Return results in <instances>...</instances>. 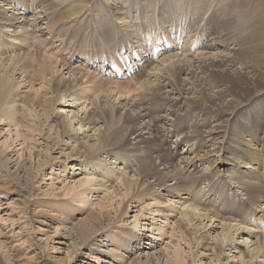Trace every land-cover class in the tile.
Returning <instances> with one entry per match:
<instances>
[{
	"label": "rangeland",
	"instance_id": "rangeland-1",
	"mask_svg": "<svg viewBox=\"0 0 264 264\" xmlns=\"http://www.w3.org/2000/svg\"><path fill=\"white\" fill-rule=\"evenodd\" d=\"M13 1L11 8L0 0L9 20L0 19L5 22L0 44L7 46L0 48V79L12 91L7 102L0 100V264H264V210L259 211L264 202L252 204L232 177L255 182L264 196V0H206L198 8L195 0H153L158 6L125 0L120 10L131 16L126 22L139 25L137 37L130 36L132 45L109 37L106 48L97 51L87 39L100 41L97 32L104 23H113L114 31L124 28L105 0H39L37 6L31 0ZM20 8L23 14H17ZM62 12L77 18L54 23L59 27L51 33L52 16ZM212 18L216 22L210 26ZM79 27L91 37L76 40L73 51L85 48L88 60L73 55L63 67L52 63L54 69L49 68V57L67 56L69 32ZM113 30L108 34L115 40ZM119 47L125 60L114 56L121 70L110 72L109 63L101 68L104 49L117 53ZM156 47L152 57L136 50L147 55ZM35 53L48 63L31 60L27 65L23 59L10 65L14 56L28 59ZM233 55L234 63L229 60ZM255 84L259 88L254 90ZM6 111L14 118L4 116ZM127 111L147 112L131 124L154 123L152 141L141 139L150 136L146 129L128 138L129 123L123 136L107 138L108 151L84 157L85 150L98 148L106 124L113 120L118 126ZM181 123L173 132V124ZM183 161L193 165L186 169ZM86 179L92 180L88 186L78 184ZM184 210L191 211L189 222Z\"/></svg>",
	"mask_w": 264,
	"mask_h": 264
},
{
	"label": "bare ground",
	"instance_id": "bare-ground-1",
	"mask_svg": "<svg viewBox=\"0 0 264 264\" xmlns=\"http://www.w3.org/2000/svg\"><path fill=\"white\" fill-rule=\"evenodd\" d=\"M2 1V0H1ZM5 1H7V2H9V3H7V4H10L11 6V8L12 7H14V1L13 0H5ZM31 1H33V3L37 6V5H39L37 2L39 1V0H31ZM44 1H48V0H44ZM52 1H55V3L57 2L56 0H52ZM153 0H145V6H158L159 5V2H152ZM157 1V0H156ZM181 1H183V0H181ZM198 4H197V8L198 7H202L201 5H203L204 6V4H205V2H206V0H195ZM51 2V1H50ZM61 2V1H60ZM64 2V1H63ZM113 2H116V3H118V2H121L120 4H121V6H119V5H116V4H114V3H109L108 2V0H105V4L107 5V7H108V9H110V11L111 12H113V16H114V21L117 23V22H121L122 23V25L124 26V28H122V30L121 31H119V30H116V31H114L113 30V23L112 24H110L109 22H106V23H104V25H103V30H102V32H97L96 30L94 31V32H97L98 33V36H99V38H100V41L98 40V41H95L94 39L93 40H90L89 38L87 39L88 40V42H89V46H91L92 47V49L94 50V51H97L99 48H106V46H107V44H108V42L110 41V39H109V37L112 39V41H117L118 40V42H120V41H128V43H130L131 45H132V43L130 42L132 39H129V38H131V37H133V38H135V37H137L136 35H137V31L139 30L138 28H137V23L136 22H132V24H130V22L129 21H127L126 22V20H129L130 18H131V16L129 17V15H127L126 13H127V9H126V11L124 10V11H122L121 12V10H120V8H126L125 7V0H113ZM185 2L187 3L188 2V0H185ZM191 2V1H190ZM13 3V4H12ZM20 4H22L21 3V1L19 2ZM26 2L24 1V4H25ZM29 2H27L26 4H28ZM219 3V2H218ZM48 4V3H47ZM49 5H53V4H49ZM56 5V4H55ZM81 5H83V4H81ZM54 6V5H53ZM77 6V5H76ZM144 6V5H143ZM9 7V5H7L6 6V8H10ZM70 7H73V6H70ZM75 8V7H74ZM77 8V7H76ZM79 8V7H78ZM140 8V7H139ZM148 8V7H147ZM243 8H244V6H243ZM82 9V8H81ZM189 9V8H188ZM203 9V8H202ZM20 10V11H19ZM19 10H17L16 12H18L17 14H19V13H21V14H23L24 12H22V11H24V10H22L21 8L19 9ZM70 10V9H69ZM69 10H67L68 12H69ZM162 10H164L163 8H162ZM183 10V8L182 7H179V11L181 12ZM4 11V10H3ZM61 11V10H60ZM71 11H73V13H76V12H78L79 11V9L77 10V9H73V10H71ZM70 11V12H71ZM245 11V10H244ZM240 12V11H239ZM250 12V11H249ZM0 13H2V14H0V19H2L3 21H5L6 19L3 17L4 16V13L5 12H1L0 11ZM62 13H64V12H62ZM67 13V12H66ZM193 13V12H192ZM242 13H243V11H242ZM6 14V13H5ZM50 14V13H49ZM237 14V13H236ZM7 15V14H6ZM73 16V14H69L68 13V15L67 14H65L64 13V15L63 14H55V15H53L52 17L54 18H52V20H53V22H52V25L55 23L56 24V22H60L61 20L63 21V19H65V20H70V21H73V20H75V17L76 16H74V17H72ZM236 16V15H235ZM250 16V15H249ZM21 17V16H20ZM39 17V16H38ZM173 17V16H172ZM16 18V17H15ZM15 18H13L12 17V20L11 21H15ZM19 18V17H18ZM77 18V17H76ZM138 18H140V20H141V17L140 16H138ZM237 18V17H236ZM17 19V18H16ZM247 19V18H246ZM210 20V19H209ZM211 20H213L214 21V18H212ZM229 20V19H228ZM231 20V19H230ZM240 20H242V19H240ZM3 21H1L0 20V24H2V23H5V22H3ZM7 22L9 21V20H6ZM13 21V22H14ZM67 22V21H66ZM215 22L216 21H214L211 25L209 24L210 22L208 21V23H207V25L209 24L210 26H212L213 24H215ZM240 22V21H239ZM12 23V22H11ZM85 23V21H83V24ZM50 24V23H49ZM118 24H120V23H118ZM11 25V24H10ZM79 25V24H78ZM208 25V26H209ZM49 26H51V25H49ZM61 26V25H60ZM80 26V25H79ZM156 26V25H155ZM170 26H172V24H170ZM34 27V26H33ZM52 27V30H51V33H54V31L59 27H57V26H55V25H53V26H51ZM110 27H111V29L114 31L113 33L114 34H116V38H115V40L113 39V36H109V34H108V31L110 30ZM138 27H139V25H138ZM157 28V27H156ZM233 28H234V26H233ZM239 28V27H238ZM254 28V27H253ZM33 29V28H32ZM51 29V28H50ZM138 29V30H137ZM235 29V28H234ZM237 29V28H236ZM129 30H130V32H129ZM32 31H39L40 32V28L39 29H34V30H32ZM65 31H66V29H65ZM68 31V30H67ZM231 31V30H230ZM48 32V31H47ZM89 32V31H88ZM132 32L134 33V34H132ZM27 33H29L28 32V30H27ZM72 36V40H71V42H69L68 43V48H67V50L68 51H66L67 53V56H65V58H62L61 60H58V58L57 59H52L51 57H49V60L48 59H40L39 57H37L36 56V53H35V55L32 57V58H30V56L28 55L30 52H28V57L30 58V61H28V59L27 58H24V57H26V56H17V57H13V58H11V61H10V65L14 68V66L16 65V63H18V62H20V61H22L23 59H24V61L27 63V65H28V63L30 64V62H32V61H37V60H39L40 62L42 61V65L41 66H45V64L46 63H48L46 60H48L49 61V63H48V67L49 68H53L51 65H53L52 63H55V65H62V67H63V65H66V64H68L69 63V61L71 60V59H73V55L75 56V57H78V56H81V57H83V58H86L87 60H88V58H87V56L89 55V51L88 50H85V48H79V49H75L74 51H73V44L75 43V41L77 40H79L80 39V37H86V36H90L89 34L88 35H86L85 34V32H83L81 29H80V27L79 28H77V29H72L70 32H69ZM157 33V32H156ZM226 33V32H225ZM33 34V33H32ZM64 34H66L65 32L63 33V36H64ZM28 35H30V33L29 34H27V37H28ZM67 35V34H66ZM264 35V34H263ZM57 36H58V34H57ZM131 36V37H130ZM91 37V36H90ZM95 37V36H94ZM28 38H30V37H28ZM154 38H157V35H155L154 36ZM264 38V37H263ZM62 40H61V42H64L63 41V39L65 40V38H61ZM98 39V38H97ZM261 39V38H260ZM29 40V39H28ZM167 40V39H166ZM229 40V39H228ZM30 41V40H29ZM262 41V40H261ZM260 41V42H261ZM99 42V43H98ZM215 42V41H214ZM0 43H2V42H0ZM98 43V44H97ZM104 43V44H103ZM125 43V42H124ZM166 43H169V41H167ZM21 44L22 45H26L27 44V42H21ZM208 44V43H207ZM38 45H42V42L41 43H39ZM98 45H100V46H98ZM119 45H121V44H118V46ZM258 45V44H257ZM117 46V47H118ZM166 46V45H165ZM205 46V45H204ZM4 47H7L6 45H1L0 44V48H4ZM116 47V46H115ZM131 47L132 46H129L128 48H125L126 49V52L129 50V49H131ZM240 47V46H239ZM120 48V47H119ZM144 48V47H143ZM258 48V47H257ZM134 49H136V48H134ZM145 49V48H144ZM156 49H158L157 47L156 48H154V49H151V51H150V54H147L146 55V53H144L143 51L144 50H142V51H139L138 49H136L137 50V52H138V54L139 55H141V56H144L143 58H145L146 56H153L155 53H156ZM163 49V48H162ZM239 49V48H238ZM241 49V48H240ZM262 49V48H261ZM115 50V49H114ZM253 51V50H252ZM257 51V50H256ZM27 52V51H26ZM56 53L57 52H60V49L59 50H57V51H55ZM109 52H111V53H113V55H111V53L110 54H107V53H109ZM255 52V51H254ZM32 53V52H31ZM104 53H105V56H104V58H103V61L101 62V63H103L104 61L106 62V63H109V64H111V68L109 69V71L111 72V71H113V69H115L114 71H118V70H121V66H119L118 68H116V64H115V62L117 61V57L116 56H119V57H121V55H119L120 53H123V49L122 48H120L119 49V51L116 53V51H114V52H112L110 49L108 50V51H106V49H104ZM245 53V52H244ZM256 53V52H255ZM62 54V53H61ZM114 54L116 55V56H114ZM232 54V53H231ZM254 54V53H253ZM260 54V53H259ZM32 55V54H31ZM39 55V54H38ZM109 55V56H108ZM177 55V54H176ZM244 56H245V54H243ZM132 56H134V55H132ZM171 56V55H170ZM180 56V55H179ZM42 57V56H41ZM47 57V56H46ZM118 57V58H119ZM234 57V55L232 56V57H229L230 59L229 60H233V59H231V58H233ZM259 57V56H258ZM257 57V58H258ZM264 57V56H263ZM122 58V57H121ZM124 58H125V56H124ZM124 58H122V59H124ZM228 58V57H227ZM1 59V58H0ZM94 59H96V57L94 58ZM110 59V60H109ZM210 59H212V58H210ZM240 58H238V60H239ZM260 59V58H259ZM264 59V58H263ZM32 60V61H31ZM125 60V59H124ZM181 60V59H180ZM214 60V59H213ZM234 60H235V58H234ZM260 60H262V57H261V59ZM4 61V60H3ZM98 61H101V60H98ZM97 61V62H98ZM119 61V60H118ZM122 61V60H121ZM120 61V62H121ZM131 61V60H130ZM135 61V60H134ZM215 61V60H214ZM226 61V60H225ZM245 61V60H244ZM254 61V60H253ZM46 62V63H45ZM128 62V61H127ZM137 62V61H136ZM179 62V61H178ZM205 62V61H204ZM213 62V61H212ZM224 62V61H223ZM237 62V61H236ZM241 62V61H240ZM248 62V61H247ZM263 62H264V60H263ZM1 63V62H0ZM3 63V62H2ZM209 63V62H208ZM232 63H234V61H232ZM242 63V62H241ZM251 63H253V62H251ZM90 64H92V65H94V63L92 62V63H90ZM122 64V63H121ZM207 64V63H206ZM255 64V63H254ZM264 64V63H263ZM99 65V64H98ZM180 65H182V64H180ZM243 65V64H242ZM250 66H253L252 64H249ZM256 65H257V63H256ZM256 65H254L253 67H255ZM54 66V65H53ZM96 66V65H95ZM169 66V65H168ZM172 66V65H171ZM212 66V65H211ZM220 66V65H219ZM257 66H259V65H257ZM257 66L255 67V68H257ZM108 67V66H107ZM218 67V66H217ZM242 68L243 67H245V66H241ZM253 67H251V68H253ZM0 68H1V65H0ZM43 70H44V68L43 67H41ZM113 68V69H112ZM128 68V67H127ZM173 68V67H172ZM220 68V67H219ZM248 68V67H247ZM255 68L253 69L254 71H255ZM263 68H264V65H263ZM262 68V69H263ZM41 69V70H42ZM46 69V68H45ZM54 69V68H53ZM52 69V70H53ZM56 69V68H55ZM161 69V68H160ZM175 69V68H174ZM173 69V70H174ZM179 69V68H178ZM259 69V68H258ZM258 69H256V70H258ZM169 71H170V69H168ZM222 69H220V71H221ZM228 70V69H227ZM237 70V69H236ZM123 71V70H122ZM177 71V70H176ZM215 71V70H214ZM218 71V70H217ZM223 71V70H222ZM253 71V72H254ZM260 71V70H259ZM264 71V70H263ZM45 72H46V70H45ZM44 72V73H45ZM55 72H56V70H55ZM132 72H134V70L132 71ZM233 72V71H232ZM243 72V71H242ZM248 72H250V71H248ZM125 73V72H124ZM179 73V72H178ZM230 73V72H229ZM225 74V73H224ZM224 74H223V76H224ZM233 74V73H232ZM238 74V73H237ZM244 74H246V73H244ZM84 75H85V73H84ZM169 75H171V74H169ZM173 75V74H172ZM236 75V74H235ZM235 75H233L234 77H235ZM239 75V74H238ZM242 75V74H241ZM51 76L54 78V75L53 74H51ZM237 76V75H236ZM240 76V75H239ZM245 76H247V75H245ZM249 76V75H248ZM52 77H51V79H52ZM91 77V76H90ZM238 77V76H237ZM237 77H236V79H237ZM250 77V76H249ZM248 77V78H249ZM173 78V77H172ZM218 78V77H217ZM174 80L176 79V77L174 76V78H173ZM227 79H229V78H227ZM242 79V78H241ZM245 79V78H244ZM243 79V80H244ZM250 79H252V78H250ZM231 80V79H230ZM249 80V79H248ZM176 82H177V79L175 80ZM218 81V80H217ZM224 81V80H223ZM245 81V80H244ZM51 82H52V80H51ZM250 82V81H249ZM251 82H252V80H251ZM262 81H260V83H261ZM180 83V82H179ZM187 83V82H186ZM226 83H228L227 81H226ZM237 84H239L238 82H236ZM246 84H247V82H245ZM259 83V84H260ZM263 83H264V81H263ZM217 84H219V83H217ZM252 84V83H251ZM262 84V83H261ZM152 85V84H151ZM220 85V84H219ZM240 85V84H239ZM239 85H238V87H239ZM249 85V84H248ZM254 85V84H253ZM252 85V86H253ZM256 85V84H255ZM218 86V85H217ZM227 86H229V85H227ZM235 86V85H234ZM251 86V85H250ZM231 87V86H230ZM233 87V86H232ZM255 87L256 88H259V87H257V85L256 86H254L253 87V89L255 90ZM262 87V86H261ZM227 88V87H226ZM229 88V87H228ZM251 88V87H250ZM54 89H56V88H54ZM69 89V88H68ZM181 89V88H180ZM236 88H234V90H235ZM8 90V91H7ZM97 90V89H96ZM123 90V89H122ZM225 90V89H224ZM229 91L228 92H231L230 91V89H228ZM237 90V89H236ZM262 90V89H261ZM5 91H7L6 92V95H5ZM220 91H223V90H221L220 89ZM125 92V91H124ZM195 92H197V91H195ZM12 93V91L9 89V87L7 86V83H5L3 80H1L0 79V100H2L3 102L1 103V104H3V103H5V101L7 100V97H8V94H11ZM192 93V92H191ZM194 93V92H193ZM206 93V92H205ZM239 93V92H238ZM234 94V93H233ZM236 94H237V91H236ZM244 94V93H243ZM258 94H259V92H258ZM208 95V94H207ZM229 95V94H228ZM227 96V95H226ZM236 96V95H235ZM194 97V96H193ZM212 97V96H211ZM238 97V96H237ZM241 97H242V95H241ZM245 97V96H244ZM165 97H162V99H164ZM201 98V97H200ZM215 98V97H214ZM166 99V98H165ZM197 99V98H196ZM204 99V98H203ZM213 99V98H212ZM221 99V98H220ZM219 99V100H220ZM236 99H240V96H239V98H236ZM202 100V99H201ZM201 100H200V102H201ZM218 100V99H217ZM222 100V99H221ZM234 100V99H233ZM158 101H160L159 99H158ZM198 101H199V99H198ZM197 101V102H198ZM214 101V100H213ZM212 101V102H213ZM7 102V101H6ZM160 102H162V103H164L165 101H160ZM204 102V101H203ZM202 102V103H203ZM222 102V101H221ZM231 102V101H230ZM233 102V101H232ZM231 102V103H232ZM237 102H239L238 100H237ZM236 102V103H237ZM158 103V102H157ZM215 103V102H214ZM222 104V103H221ZM233 104H234V102H233ZM232 104V105H233ZM217 105V104H216ZM220 105V104H219ZM224 106H225V104H223ZM222 105V106H223ZM229 105V104H228ZM227 105V106H228ZM231 105V106H232ZM93 106V105H92ZM234 106V105H233ZM95 107V106H94ZM156 107L157 106H154V105H152L151 104V110H154V109H156ZM97 108V107H96ZM223 108V107H222ZM227 108H229V106L227 107ZM117 108H115V112L117 111L116 110ZM220 109V108H219ZM230 109V108H229ZM100 110V109H99ZM226 110V109H225ZM224 110V111H225ZM12 111V110H11ZM11 111H6L3 115L4 116H7L8 118H14V114H12V112ZM192 111V110H191ZM194 111V110H193ZM222 111H223V109H222ZM221 111V112H222ZM227 112H228V110H226ZM102 112H104V111H102ZM108 112H110V111H108ZM46 113V115L45 116H47L48 114H47V112H45ZM27 114V113H26ZM101 114V113H100ZM110 114V113H109ZM219 114V113H218ZM223 114V113H222ZM234 114V113H233ZM103 115V114H102ZM111 115V114H110ZM147 116L148 114H147V112L145 111V113L144 114H140V113H138V112H136V113H131V112H126V114H125V118L123 119V121H122V123L121 124H119L118 123V126H117V124H116V126H114V124H113V120H110V121H112L111 123L110 122H108L107 124H106V126H107V128H106V130H105V132L102 134V137L100 138V144L98 145V148L95 150H85L84 151V153H83V155H84V157H88V158H90L91 156H93V155H95V153L97 152V151H105V150H107L108 151V149L107 148H110V147H107V148H105V142H107L108 141V137H111V139H114L115 138V140L119 137V136H123V131L125 130L126 131V126H127V124L129 125V123H130V125L128 126V128H127V131H126V136L128 137L130 134H132V133H134L136 130H138L139 132H138V134L135 136V137H139L140 135H142V130L143 129H146V131L144 132V133H146V134H149L150 133V136L149 135H147L148 137H143L142 136V138L141 139H150V140H148L149 142L150 141H152V139L151 138H153V135H151L152 134V132L154 131V128H155V126H154V123L152 124H150V123H147L146 122V124H144L143 126H138V127H136L135 126V124H131L133 121H134V119L136 120V118H139L140 116ZM237 115V114H236ZM44 116V117H45ZM51 116V115H50ZM50 116H49V119H50ZM101 116V115H100ZM100 116H99V119H100ZM113 116V115H112ZM160 116V115H159ZM159 116H156V117H159ZM25 117V116H24ZM48 117V116H47ZM47 117H46V119H47ZM104 117V116H103ZM114 117V116H113ZM167 117V116H166ZM225 117V116H224ZM48 119V120H49ZM104 119V118H103ZM110 119H112V118H110ZM151 119V118H150ZM158 119V118H157ZM178 119V118H177ZM51 120H52V118H51ZM91 120V119H90ZM152 120H153V118H152ZM108 121H109V118H108ZM116 122V121H115ZM152 122V121H151ZM205 120L204 121H202V124L204 125L205 124ZM50 123V122H49ZM134 123H136V122H134ZM181 125H183L184 126V124H173V132L174 131H176V130H178L179 129V127L181 126ZM33 126V125H32ZM52 126V125H51ZM160 126V125H159ZM193 126V125H192ZM196 126V125H195ZM125 127V128H124ZM29 128V130H30V127H28ZM156 128H159L158 127V125H157V127ZM52 129V128H51ZM164 129V128H163ZM53 130V129H52ZM114 130H115V132H114ZM172 130V129H171ZM171 130H169L168 129V132L169 131H171ZM192 130V129H191ZM214 130H216V128L214 129ZM213 130V131H214ZM219 130V129H218ZM222 130V129H221ZM225 130V129H224ZM56 131H58L57 130V128H56ZM125 131H124V133H125ZM192 131H194L195 132V130L193 129ZM201 131V130H200ZM68 132V131H67ZM67 132H65L64 131V133H66L67 134ZM168 132L166 133V134H168ZM205 132V131H204ZM217 132V131H216ZM257 132V131H256ZM56 133V135H58V132H55ZM137 133V132H136ZM158 133V132H157ZM207 133V132H206ZM211 133V132H210ZM212 133H214V132H212ZM71 134V133H70ZM190 134V133H189ZM195 134H198V133H195ZM204 133H202L201 132V135H203ZM226 134V133H225ZM125 135V134H124ZM159 135H161V134H159ZM163 135V134H162ZM191 135H193V134H191ZM200 135V136H201ZM229 135V134H228ZM186 136H187V134H186ZM189 136V135H188ZM198 136V135H197ZM204 136V135H203ZM212 136V135H211ZM60 137V136H59ZM154 137H155V135H154ZM163 137V136H162ZM129 138V137H128ZM200 138V137H199ZM209 138H210V136H209ZM122 139V138H121ZM156 139V138H155ZM248 139V138H247ZM123 140V139H122ZM125 140V139H124ZM127 140V139H126ZM125 140V141H126ZM139 140V139H138ZM128 141V140H127ZM141 141V140H140ZM148 141H146V143L148 142ZM154 141H156V140H154ZM24 142V141H23ZM116 142V141H115ZM136 142V141H135ZM142 142V141H141ZM143 142H145V141H143ZM200 142H202V140H200ZM217 142V141H216ZM117 143H119V145H121L122 143H123V141H118ZM125 143V142H124ZM221 143V142H220ZM264 143V142H263ZM126 144H129V143H126ZM148 144V143H147ZM157 144V143H156ZM119 145L117 146V147H115V148H118L119 147ZM149 145V144H148ZM152 145V144H151ZM218 145V142H217V144H216V146ZM80 146H82V145H80ZM123 146V145H122ZM223 147V146H222ZM79 148V147H78ZM112 148V147H111ZM262 148H264V146L262 147ZM219 149V148H218ZM227 149V148H226ZM110 150V149H109ZM228 150V149H227ZM264 150V149H263ZM106 151V152H107ZM141 151V150H140ZM144 151V150H143ZM142 151V153H144ZM228 151H230V150H228ZM243 152H249V153H251V154H253V153H255V152H250V150H248L247 151V149H241V152L240 153H243ZM98 153V152H97ZM145 153H147L146 151H145ZM171 153V152H170ZM260 153V152H259ZM140 154V153H139ZM207 154V153H206ZM97 155V154H96ZM110 155V154H109ZM167 155V154H166ZM171 155H174V152H172L171 153ZM146 156V159H147V156L148 155H145ZM145 156H144V158H145ZM94 157V156H93ZM151 157V156H150ZM152 157H153V155H152ZM161 157H162V155H161ZM92 158V157H91ZM90 158V159H91ZM164 158V157H163ZM141 159H143V158H141ZM153 159V158H152ZM158 159V158H157ZM168 159V158H167ZM196 159V158H195ZM235 160H238V158H234ZM160 160V159H159ZM142 161V160H141ZM164 161V160H163ZM148 162V161H147ZM183 162H186V161H183ZM152 163V162H151ZM156 163V162H155ZM171 163V162H170ZM187 163V162H186ZM184 164V167L186 168V169H189L188 167L189 166H192L193 165V163L191 162H189V163H187V164ZM243 163V162H242ZM144 164H145V162H144ZM153 164V163H152ZM161 164V163H160ZM157 165V164H156ZM155 165V166H156ZM166 165V164H165ZM149 166H150V164H149ZM154 167V166H153ZM161 168V167H160ZM181 168V167H180ZM183 168V167H182ZM149 170V169H148ZM158 170V169H157ZM147 171V170H146ZM151 171V170H150ZM154 171V170H153ZM165 171V170H164ZM147 173V172H146ZM151 173V172H150ZM157 173V172H156ZM162 172H160V174H161ZM164 173V172H163ZM155 174V173H154ZM153 174V175H154ZM165 174V173H164ZM231 174V173H230ZM229 174V175H230ZM141 175V174H140ZM167 175V174H166ZM160 176V175H159ZM164 176V175H163ZM231 176V175H230ZM161 177V176H160ZM232 177H233V180H235L236 181V183L238 184V186H241L242 187V190L244 191V193L248 196V197H246L247 199H249L250 200V202L252 203V204H254L255 206H259L260 205V201H263L264 202V196L262 195V192L258 189V187H257V184H255L254 185V183L255 182H252V181H247V180H244V181H242V179L241 178H238V177H240L239 175H235V174H232ZM162 178V177H161ZM174 178V177H173ZM172 178V179H173ZM175 178H177L176 177V175H175ZM181 178H184V177H182L181 176ZM125 179V181H126V178H124ZM165 179H167V178H165ZM178 180H181V179H179V178H177ZM184 179H186V178H184ZM160 180H162V179H160ZM183 180V179H182ZM188 180V179H187ZM92 181V180H91ZM91 181H89V180H84L83 182H79L78 184L80 185V183H81V185L83 186V185H89V183H91ZM94 181V180H93ZM124 181V180H123ZM123 182L125 185H126V182ZM163 181H165V180H163ZM130 180H128L127 181V188H128V190H130L132 187L130 186ZM162 182V181H161ZM122 183V184H123ZM158 183V182H157ZM163 183V182H162ZM175 183V182H174ZM173 183V184H174ZM178 183H181L180 181H178ZM123 184V185H124ZM159 184V183H158ZM262 184V183H261ZM80 185V186H81ZM124 185V186H125ZM169 185H171V184H168V186ZM178 185V184H177ZM183 185V184H182ZM263 185V184H262ZM176 186V185H175ZM175 186H170V188L172 187H174V189L175 190H177L178 188L180 189L181 187H178V188H176ZM146 187V186H145ZM76 188V187H75ZM126 188V189H127ZM169 188V187H168ZM73 189V188H72ZM78 189H79V187H78ZM172 190V189H171ZM262 190H263V188H262ZM173 191V190H172ZM171 191V192H172ZM179 191V190H178ZM126 192V191H125ZM124 192V193H125ZM264 192V191H263ZM130 194V193H129ZM151 194V193H150ZM154 194V193H153ZM236 194V193H235ZM235 194H232V196L234 197H238V195L236 196ZM127 195V194H126ZM160 195V194H159ZM162 195V194H161ZM128 197V196H127ZM124 198V197H123ZM133 198V197H132ZM156 204H158L160 207L162 206V204H164V203H162L161 201H158V200H155L154 201ZM165 205V204H164ZM167 205V204H166ZM170 205V204H169ZM264 206V205H263ZM264 208V207H263ZM170 210V209H169ZM264 209H262V210H259V211H263ZM194 211V210H193ZM191 212V211H190ZM188 210H184L183 212H182V216H183V219L184 218H186L187 220L188 219H190L191 217H190V213ZM264 212V211H263ZM192 213H195V212H192ZM206 214V213H205ZM169 215V212H166L165 213V216H166V218H167V216ZM192 216V215H191ZM195 216V215H194ZM197 216H199L198 215V213H197ZM197 216H195V217H197ZM193 217V216H192ZM261 217V216H260ZM264 218V217H263ZM255 219H256V216H255ZM254 220V219H253ZM82 221V220H81ZM178 221V220H177ZM234 221V220H233ZM256 221V220H255ZM61 222V221H60ZM82 222H85V221H82ZM88 222V221H87ZM181 222V221H180ZM187 222H189V220L187 221ZM259 223V222H258ZM90 223L88 222V225H89ZM182 224V223H181ZM85 225V224H84ZM91 225H93V224H91ZM163 225V224H162ZM260 225V224H259ZM83 226V225H82ZM87 226V225H86ZM86 226H83V227H86ZM90 226V225H89ZM88 226V227H89ZM264 227V226H263ZM262 227V228H263ZM100 228V227H99ZM181 228H182V225H181ZM234 228V227H233ZM84 229H86V228H84ZM83 229V230H84ZM89 230H90V228H89ZM236 230V229H235ZM238 230V229H237ZM243 230V229H242ZM85 231V230H84ZM254 231V230H253ZM88 232H90V231H88ZM87 232V233H88ZM257 233V232H256ZM264 234V233H263ZM91 235H92V233H91ZM109 235V237L111 236V234H108ZM181 236H182V234H181ZM184 237V236H183ZM263 238V237H262ZM230 239V238H229ZM260 239V238H259ZM258 239V240H259ZM226 242V241H225ZM230 243V242H229ZM255 243H256V245H257V248H259V246H260V241H255ZM260 243V244H259ZM219 246H221V245H219ZM207 247V246H206ZM233 247H235V246H233ZM220 248V247H219ZM260 248H261V246H260ZM238 251V250H237ZM258 252V251H257ZM213 254H215V253H213ZM264 254V253H263ZM216 256V255H215ZM100 259V258H99ZM98 259V260H99ZM242 259V258H241ZM103 260V259H102Z\"/></svg>",
	"mask_w": 264,
	"mask_h": 264
}]
</instances>
